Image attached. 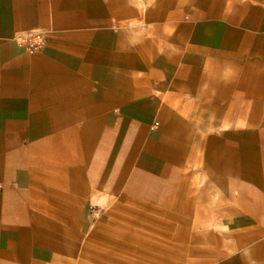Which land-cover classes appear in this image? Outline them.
Returning a JSON list of instances; mask_svg holds the SVG:
<instances>
[{
	"label": "crops",
	"instance_id": "crops-1",
	"mask_svg": "<svg viewBox=\"0 0 264 264\" xmlns=\"http://www.w3.org/2000/svg\"><path fill=\"white\" fill-rule=\"evenodd\" d=\"M169 169L222 200L210 264H264V0H0V264H86Z\"/></svg>",
	"mask_w": 264,
	"mask_h": 264
},
{
	"label": "rangeland",
	"instance_id": "rangeland-1",
	"mask_svg": "<svg viewBox=\"0 0 264 264\" xmlns=\"http://www.w3.org/2000/svg\"><path fill=\"white\" fill-rule=\"evenodd\" d=\"M187 171L169 169L166 182L148 183L150 198L105 205L110 209L90 233L95 244L86 264H210L224 256L226 225L217 213L222 200Z\"/></svg>",
	"mask_w": 264,
	"mask_h": 264
},
{
	"label": "built area",
	"instance_id": "built-area-1",
	"mask_svg": "<svg viewBox=\"0 0 264 264\" xmlns=\"http://www.w3.org/2000/svg\"><path fill=\"white\" fill-rule=\"evenodd\" d=\"M43 42V36L40 32L20 34L16 39L17 45L29 53L40 50Z\"/></svg>",
	"mask_w": 264,
	"mask_h": 264
}]
</instances>
